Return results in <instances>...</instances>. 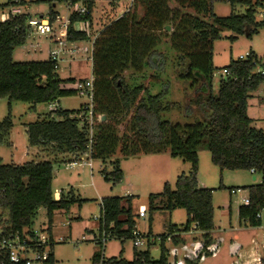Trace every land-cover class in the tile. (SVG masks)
<instances>
[{
  "label": "trees",
  "instance_id": "1",
  "mask_svg": "<svg viewBox=\"0 0 264 264\" xmlns=\"http://www.w3.org/2000/svg\"><path fill=\"white\" fill-rule=\"evenodd\" d=\"M48 2L51 16L56 12L52 3L65 2L73 4L82 2L86 13L68 15L66 39L81 42L87 40L83 31H73L75 21H90L92 8L96 0H34ZM119 1V0H110ZM179 6H186L201 16H210L207 23L198 15H180L179 9L170 16L168 0H133L120 17L105 26L93 40L92 75L94 76V113H104L106 119L96 124L92 157L102 162L110 159L117 151L122 157L139 153H160L168 151L170 156L179 157L190 164L188 174L177 177L172 190L168 183L163 191L149 196V209L154 210L153 201L160 196L166 197L163 209L183 208L187 221L180 228L175 224L167 227L166 233L160 236V256L151 261L148 250L134 251L133 258L126 260L120 251L118 256L105 258L103 246L91 256V264H168L167 249L164 241L170 237L173 244L182 241L180 232L194 229L201 232L204 246L211 243L210 231L213 229V188L199 187L197 181L198 149L204 143L210 152V158L220 170L253 169L260 174L258 183L244 187L247 190L249 204L238 206L239 219H245L249 225L258 226L260 214L264 210V132L251 126V119L246 114L249 92L257 89L264 81V75L253 71L257 57L249 52L246 59L230 60L222 69L226 74L222 78L216 95L212 93L211 76L213 41L219 38L221 30H230L236 34L251 36L264 27V14L256 20L262 0H227L231 3H243L244 13L218 17L212 12L215 0H176ZM10 4L12 0H9ZM20 4L25 1L21 0ZM134 3L142 8L139 15L133 10ZM133 10V11H132ZM29 15L21 13L6 21H0V98L9 101H23L31 104L52 102L59 97L76 94L73 90L60 87L61 83L74 81L73 78L61 79L53 67V62L46 60L14 61L13 49L24 44L28 36ZM179 19V20H177ZM177 22L176 30L181 31L179 39L197 40L193 51H186L187 70L184 76L193 83L199 82L197 95H207L200 102V109L205 124L171 125L162 120L160 113L167 109L160 101L167 93L164 88L156 95L146 93L144 99L138 98L145 92L142 86L129 88L122 71L127 67L134 73H141L145 68L162 70L165 56L156 49L160 38L154 29L161 28L166 21ZM136 34H143L136 37ZM232 39L234 37H231ZM173 36L171 47L180 51ZM138 57L140 59H138ZM142 58V61H141ZM139 60V61H138ZM58 109L54 113L58 119L45 117L27 124L28 142L31 146L47 148L52 152H70L81 150L87 142V132L79 121L70 115L79 112ZM129 115V134L139 137H119L118 126L122 117ZM11 124L8 116L0 122V131L7 132ZM120 145V146H119ZM53 161H28L21 164H0V211L6 213L9 229L21 230L30 228L39 207L47 211V230L51 228L52 213L57 209H68L74 199L61 196L53 198L52 164ZM109 174L114 182L122 179L118 161L113 162ZM103 172V178L108 179ZM220 184L218 188H221ZM135 215L128 202L122 204L119 196H106L100 203V226L111 234V237L126 240L131 238L135 225ZM150 236V232L146 234ZM149 244V241L148 243ZM200 254H198L199 256ZM52 252L45 264H52ZM0 264H15L8 260L4 251H0Z\"/></svg>",
  "mask_w": 264,
  "mask_h": 264
},
{
  "label": "rangeland",
  "instance_id": "2",
  "mask_svg": "<svg viewBox=\"0 0 264 264\" xmlns=\"http://www.w3.org/2000/svg\"><path fill=\"white\" fill-rule=\"evenodd\" d=\"M24 1V4H10L8 3L9 0H0V21H2L1 14L9 12L12 8H19L22 12L32 17L45 15L49 11L50 5L48 2ZM262 3L263 6L259 7L258 11L264 13V0H262ZM134 4L133 10L140 18L142 8L137 3ZM167 5L169 10H171L169 14L171 17L175 15L174 10L177 8L180 11V15L185 13L198 15L207 23L212 22L210 16L196 14L191 8L179 6L176 0H168ZM114 7L112 6L111 8L110 4L105 3L97 7L98 22L96 23L97 25H94L96 28L90 27L91 36L98 35L102 30V26H107L114 19L117 15ZM245 9L246 6L243 3H231L227 0H215L212 4V12L218 17L241 14L244 13ZM54 10L61 20H65L71 11L66 3H59ZM256 20H259L258 16ZM176 25L177 22L168 20L161 28L154 29L155 33H147L154 34L160 38L161 43L156 46V49L165 56L162 70L145 68L144 71L147 72L137 76V73L132 72L127 67L122 73L129 88L140 85L148 87V90L141 92L138 98L144 99L146 93L156 95L164 88L167 89V93L160 100L163 105H167V109L160 113L162 120L169 121L171 125L180 126L197 123L205 124L204 114L198 101L203 102L207 95H197L196 88L200 80L197 83H193L183 73L187 70L188 62L184 57L185 52L193 51L197 45V40L183 42L185 39L178 38L182 32L176 30ZM142 36L143 34H136V37ZM173 36L177 40V47H181L180 51L173 49L170 45ZM231 37L234 38L232 39ZM90 39L87 38V40L77 44L90 49V45H93V39L91 41ZM51 41V39L44 36L39 39L37 37L33 40L27 39L24 44L14 48L12 58L14 61L46 60L48 59V51L54 47ZM30 42L36 43L37 47L34 49L30 48L28 46ZM246 52H252L257 57L253 71H260L264 63V27L258 28V31L250 37L246 33L236 34L226 29L220 31L219 38L213 41L212 46L211 64L213 72L211 82L213 95H216L219 84L224 78L222 68L230 60H236ZM89 56L90 52L87 51L78 53L74 57L67 56V59L63 57L57 70L59 78L66 79L70 77L75 80L89 78L92 74V62ZM138 59L140 58L138 57ZM86 100L85 96L72 94L61 97L58 102L37 103L35 110L31 108L30 103L12 101V121L14 125H19L21 120L33 121L38 116L55 115L54 112H51L53 107L51 104L56 105L54 109L75 110ZM7 101L6 97L0 98V120L7 114ZM246 114L251 119V126L264 132V81L259 84L257 89L249 92ZM129 115L125 114L122 117L123 121L117 128L119 137L128 136L132 139H139L135 134L133 136L129 134ZM105 119L104 113H97V123ZM203 140L204 143L198 149L197 181L198 183L202 182L205 188L215 189L212 195L213 223H215L216 231L219 233L220 244L217 251L213 252L211 257L208 256L201 261V264H230L233 258L232 254H230L231 242H235L237 245L235 250L238 249L243 254V259L250 251L261 252L262 255L264 252V210L259 215V217L261 216L262 224L260 229L255 227L245 228L238 221L237 208L238 205L242 204V198L246 196L247 190L239 188L236 193H230L232 188L258 183L261 179L260 174L251 173L250 170L244 169L220 170L211 161L210 152L206 146V138ZM7 150H9V146L6 143L0 144V154L5 156L4 163L8 162V159H6ZM31 156L29 154L27 158ZM33 160L42 159L33 157ZM115 161H118L123 175L119 182H114L109 175L114 168L113 162ZM52 167L53 174H55L51 184L52 191L54 193L62 192L63 195L68 196L67 199H70L71 196L75 198L70 203L68 210L52 213L50 228V234L53 238L51 252L54 262L52 264H91L92 253L96 248L100 249L102 246L92 240V236L99 234L98 218L100 216V200L102 197L119 196L122 204L126 203L127 205L129 202L131 211L135 215L134 228L142 234H147L151 231L148 238L149 244L145 243L139 247L133 245L132 238L124 241L112 237L109 238L102 249V254L106 258L118 256L120 250H123L122 256L127 260H131L134 251L148 250L151 261H156L160 256V236L166 233L168 225L175 224L181 227L187 221L185 209L175 208L174 210H167L162 208L166 203V197L160 196L155 199L153 201L155 209H149V196L151 194L161 193L165 183H168L173 190L177 177L181 174L189 173L190 164L179 157H172L166 152L122 157L117 151L105 162L93 159L91 170L88 167L70 165L66 162L53 163ZM103 172L109 175L108 179L103 178ZM253 177L255 178L253 179ZM220 184L222 187L218 188ZM140 206L146 209V214L143 218L136 216ZM2 215L3 213L0 214V217ZM47 218L46 209L39 207L32 220L31 228H47ZM186 235V238L180 237H182L184 242H195L196 247L192 246L188 250L187 246H180L178 249L180 253L175 255V257L177 256L176 258L171 257L173 254L169 255L174 253V249H172L173 243L167 241V239L164 241V246L168 248H166L167 256H169L168 264H187L186 260L195 262L199 259L198 254L202 255L208 250V245L204 246V239L201 237V233L195 234L192 232ZM215 239L217 237L211 236L210 246L216 245L214 244ZM48 249L49 246L46 251ZM182 253L183 256L180 255ZM181 256L183 259H181ZM35 264L43 263L38 262Z\"/></svg>",
  "mask_w": 264,
  "mask_h": 264
},
{
  "label": "built area",
  "instance_id": "3",
  "mask_svg": "<svg viewBox=\"0 0 264 264\" xmlns=\"http://www.w3.org/2000/svg\"><path fill=\"white\" fill-rule=\"evenodd\" d=\"M20 1L21 0H12V3L19 4ZM132 1L133 0H130V3ZM69 7L71 9L70 13L74 12L79 15H84L86 13V6L82 2L69 4ZM21 13L24 12H22L19 8H12L9 12L2 13L1 18L2 21H6ZM263 14V12H259L258 17H262ZM68 23V17L65 20H61L57 14L55 16H51L48 12L45 15L34 17L29 16L27 19V24L29 26L27 39L33 40L35 37L39 39L41 36H44L45 38L48 37L52 40L51 42H53L54 47L48 51V58L54 63L53 67L56 72L59 68V63L63 60V57L67 59V56L74 57L78 53L89 51V59L92 62V45H90L89 49L85 46L78 45L75 41H68L66 39ZM72 29L73 31L85 32L86 36L91 38L90 41L92 39L94 40L96 37V35L91 36L88 21H75L72 24ZM28 46L34 49L37 47V44L30 42ZM248 56L249 52H246L244 55H240L238 59H246ZM226 72V69H222V74L225 75ZM258 72H260L261 75H264V63L262 64L261 70ZM93 81L94 76L91 74L90 77L86 79L74 80L60 84L61 88L73 90L76 94L87 98V100L81 104L80 111L70 115V117L76 118L79 121V125L86 129L87 142L84 148L70 152H52V148L50 146L47 148L39 147L40 159L42 160L32 159V161L38 162L49 160L58 163L66 162L70 165H77L92 169V160L94 159L92 157V152L95 127L97 124V113H94L93 110ZM250 171L251 173H254L253 169H250ZM237 191H239V188L230 189V193L232 194ZM242 204H249L248 195L242 198ZM56 211H60V209L54 210L53 212ZM1 213L3 212L0 211V214ZM145 214V207L140 206L137 216L144 217ZM259 215L260 214H257V217H259ZM6 218V213H3L0 217V251H4L8 256V260L15 264H35L38 262L45 264L50 256L52 248L51 242L53 241V238L50 234V230H47V228L33 229L31 227L23 228L21 230L9 229L8 224L6 223ZM190 231H193V229L189 230V232ZM109 238H111V234L102 227L99 234L95 237V241L103 246ZM131 238L133 239V245L135 247L142 246L149 241V237L146 236V234H142L136 229H132ZM48 246L49 249L46 251ZM207 249L212 252L216 249V245H208Z\"/></svg>",
  "mask_w": 264,
  "mask_h": 264
},
{
  "label": "crops",
  "instance_id": "4",
  "mask_svg": "<svg viewBox=\"0 0 264 264\" xmlns=\"http://www.w3.org/2000/svg\"><path fill=\"white\" fill-rule=\"evenodd\" d=\"M60 3H65V2H60ZM102 3H105V4H110V7L112 8V6L115 8H113L116 12V16L114 17V19L112 21H114L115 19H117L118 17H120V15L128 9V7L130 6V0H119V1H110V0H96L94 2V5H93V8H92V13H91V19L90 21H88V24H89V28L91 26L95 27L94 25H97L96 23L98 22L97 21V7L99 5H101ZM128 3V4H127ZM59 3L56 2V3H52V8L55 9V7H57ZM68 6L69 4L66 3ZM127 4V5H126ZM55 11V10H54ZM57 14V13H56ZM111 21V22H112ZM110 22V23H111ZM109 23V24H110ZM92 24V25H91ZM108 24V25H109ZM105 26H102V29L104 28ZM79 43V42H77ZM14 50V49H13ZM12 56H13V52H12ZM147 71H142L141 73H137L138 75L137 76H141L143 75L144 73H146ZM70 78V77H68ZM66 78V79H68ZM160 80V79H158ZM141 86V85H140ZM144 88V90H148V87H145V85L142 86ZM132 88V87H131ZM61 97H59L58 99L54 100V102H58L60 100ZM8 100V99H7ZM14 101V100H13ZM31 108H33V110H35L36 108V105L37 103L35 104H31ZM53 107L51 109V112L53 113L54 111L58 110V109H54L56 108V105L54 104H51ZM11 106H12V101H7V114L4 115L2 117V119L0 120V122L5 119V117L8 116L9 118V121H10V128L8 129L7 132H4V131H0V144H3V143H6L8 146H9V150L6 151L7 155H6V159H8V162L4 163V159H5V156H3L2 154H0V164H11V163H14V164H20V163H24V162H28L30 160L33 159V157H40V148L39 147H35V146H31L28 142V136H27V133H26V129H27V124L30 123V122H34L36 120H41L45 117H41V116H38L35 120L33 121H26V120H21L19 123V125H14L13 121H12V115H11ZM60 109V108H59ZM63 110V109H62ZM54 114H50L49 117H52ZM55 119H58L59 116H57L56 114L53 116ZM166 153H169L168 151H164ZM161 153V152H160ZM163 153V152H162ZM31 154L32 156L31 157H28L27 156ZM139 154H159V153H139ZM136 155V154H135ZM54 163H57V162H54ZM91 170V169H90ZM54 175L53 174V167H52V183H53V178H54ZM123 176V175H122ZM255 177H253L254 179ZM199 187H204L205 185L200 182L198 183ZM248 186V185H247ZM215 190V189H214ZM69 192V191H68ZM71 193V192H70ZM214 191L212 192V195H213ZM248 194V193H247ZM246 194V195H247ZM73 195V194H71ZM61 196L67 198L68 196L66 195H63L62 192H53V198L54 199H59ZM72 199H75L74 196H71ZM103 198V197H102ZM101 198V199H102ZM78 199V198H76ZM100 203H101V200H100ZM239 206V205H238ZM69 208V207H68ZM65 210H68V209H60V211H65ZM238 210V208H237ZM137 216V215H136ZM237 216H238V212H237ZM100 217V216H99ZM138 217V216H137ZM145 217V216H144ZM140 218H143V217H140ZM238 221L240 223H242V225L246 228V227H255L256 229H260L262 227V224H261V216L259 217V225L258 226H251L248 224V222L245 220V219H239L238 217ZM214 222V221H213ZM98 228H99V231L101 230V226H100V221H99V218H98ZM180 228V227H179ZM191 229H193L194 231H188V232H180V233H177L179 234L180 236H182L183 238L187 237L186 234H191L192 232L195 233V234H199L201 233L200 231L194 229V224L191 226ZM151 233V231H149ZM220 232V231H219ZM210 235L214 238L217 237V239H215L214 241V244H216V249L214 251H207L205 254L203 255H200L198 256L199 259H197L195 262H190L189 260H186L185 262L187 264H201V261H203L206 257H211L212 256V253L213 252H216L217 249H218V246L220 244V236H219V233L218 231H216V225L215 223H213V229L210 231ZM93 239L95 241V235L92 236ZM115 239H120L122 240L121 238H117V237H113ZM124 241V240H122ZM167 241H170V239H167ZM173 245H174V248H173ZM172 245V249H174V253H170L169 255H171L172 258H176L175 255H177V253H180L178 251V249L180 248V246H187V249L189 250L190 247H196V243L193 242V243H187V242H184L183 240L180 241L179 243L177 244H173ZM236 244L235 242H231V245H230V254H232L233 258L230 262V264H254V263H258V264H264V252L262 253L261 255V252H253V251H250L249 254H247V256L244 257L243 259V254L238 251V249L235 250L236 248ZM167 248V247H166ZM170 248V247H169ZM168 249V248H167ZM98 251V248H96V250L94 252ZM122 251L123 253V250H120ZM93 252V253H94ZM170 252V251H169ZM185 252V251H184ZM183 252V253H184ZM92 253V254H93ZM120 253V252H119ZM183 253L180 254L183 256ZM92 256V255H91ZM181 256V259H183V257ZM114 257V256H113ZM106 258V257H105ZM124 258V257H123ZM126 259V258H125ZM169 259V256H167V260ZM52 260L54 262V259H53V254H52ZM91 260V258H90ZM127 260V259H126Z\"/></svg>",
  "mask_w": 264,
  "mask_h": 264
}]
</instances>
